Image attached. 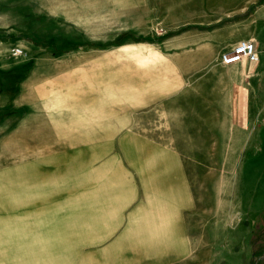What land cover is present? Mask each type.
I'll return each mask as SVG.
<instances>
[{"label": "rangeland", "instance_id": "rangeland-1", "mask_svg": "<svg viewBox=\"0 0 264 264\" xmlns=\"http://www.w3.org/2000/svg\"><path fill=\"white\" fill-rule=\"evenodd\" d=\"M29 1L0 0L6 8L0 23L7 28L21 20L14 10H27ZM51 1L69 0H36L37 7ZM250 17L228 36L249 40L260 33L251 30ZM146 33L159 40L156 48L170 58L165 63L180 70L181 94L137 114L118 135L115 158L108 148L100 158L87 150L84 158H69L67 175H52V206L26 205L29 175L0 166V264H264V252L255 255L264 230L254 234L250 220L257 132L240 124L247 115V61H219L243 40L195 45L189 31L163 24ZM125 69L118 61V82ZM179 231L190 243L173 258Z\"/></svg>", "mask_w": 264, "mask_h": 264}, {"label": "crops", "instance_id": "crops-1", "mask_svg": "<svg viewBox=\"0 0 264 264\" xmlns=\"http://www.w3.org/2000/svg\"><path fill=\"white\" fill-rule=\"evenodd\" d=\"M21 10H14L23 14L15 24L0 23V166L29 175L26 205L35 207L52 206V175H67L69 158H84L86 150L100 158L106 148L115 158L118 135L137 114L181 94L180 70L165 63L170 58L156 48L159 40L146 33L152 25L223 48L250 36L227 32L251 14L260 60L243 66L248 100L240 124L257 132L250 220L254 234L264 230V0H69L43 7L30 0ZM16 47L26 54L14 55ZM118 61L126 67L120 82ZM177 234L170 249L163 241L173 258L190 243Z\"/></svg>", "mask_w": 264, "mask_h": 264}, {"label": "built area", "instance_id": "built-area-1", "mask_svg": "<svg viewBox=\"0 0 264 264\" xmlns=\"http://www.w3.org/2000/svg\"><path fill=\"white\" fill-rule=\"evenodd\" d=\"M12 53L14 55L26 54L22 48L18 47L13 48ZM244 60L248 62H258L260 60V53L254 39L240 41L231 50L222 54V63L226 66L234 65Z\"/></svg>", "mask_w": 264, "mask_h": 264}, {"label": "trees", "instance_id": "trees-1", "mask_svg": "<svg viewBox=\"0 0 264 264\" xmlns=\"http://www.w3.org/2000/svg\"><path fill=\"white\" fill-rule=\"evenodd\" d=\"M263 252H264V246L261 248V250H259V252L256 251L255 255L261 256L263 254Z\"/></svg>", "mask_w": 264, "mask_h": 264}]
</instances>
